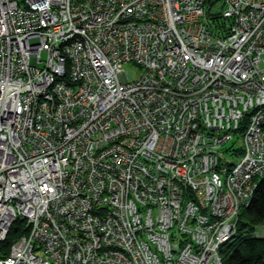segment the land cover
Wrapping results in <instances>:
<instances>
[{"label":"built area","instance_id":"obj_1","mask_svg":"<svg viewBox=\"0 0 264 264\" xmlns=\"http://www.w3.org/2000/svg\"><path fill=\"white\" fill-rule=\"evenodd\" d=\"M218 12L0 0V264H222L264 177V0Z\"/></svg>","mask_w":264,"mask_h":264},{"label":"trees","instance_id":"obj_2","mask_svg":"<svg viewBox=\"0 0 264 264\" xmlns=\"http://www.w3.org/2000/svg\"><path fill=\"white\" fill-rule=\"evenodd\" d=\"M204 1L214 32L223 34L227 31L228 21L222 19L216 10L217 6H221V0ZM244 124L243 122L239 135L244 129ZM25 233L24 224L18 219L10 228L6 240L0 243V258L6 256L11 244ZM220 256L222 264H264V177L258 180L249 204L240 210L235 234L221 246Z\"/></svg>","mask_w":264,"mask_h":264},{"label":"rangeland","instance_id":"obj_3","mask_svg":"<svg viewBox=\"0 0 264 264\" xmlns=\"http://www.w3.org/2000/svg\"><path fill=\"white\" fill-rule=\"evenodd\" d=\"M219 9H220V6H217L216 10L219 11ZM138 69H139V67L136 66L135 64H132V63H128V64L124 65V70L126 72H130V73L136 72L137 73ZM134 77H137V76L134 75ZM228 146H229V144L223 146V149L227 148ZM232 149L233 150H229V151L226 150L222 153V156H221V163L222 164H227V165L228 164H234L241 159L242 154H241V149H240V143L238 142V144H236ZM236 149H239L240 151L237 152Z\"/></svg>","mask_w":264,"mask_h":264}]
</instances>
